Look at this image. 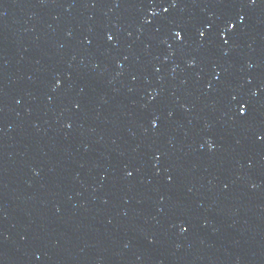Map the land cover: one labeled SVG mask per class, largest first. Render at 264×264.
Instances as JSON below:
<instances>
[{"label": "water", "instance_id": "obj_1", "mask_svg": "<svg viewBox=\"0 0 264 264\" xmlns=\"http://www.w3.org/2000/svg\"><path fill=\"white\" fill-rule=\"evenodd\" d=\"M0 264H264V0H0Z\"/></svg>", "mask_w": 264, "mask_h": 264}, {"label": "snow or ice", "instance_id": "obj_2", "mask_svg": "<svg viewBox=\"0 0 264 264\" xmlns=\"http://www.w3.org/2000/svg\"><path fill=\"white\" fill-rule=\"evenodd\" d=\"M229 26H230V27H235V25H232V24H230ZM176 36L179 37V36H180V32H177V33H176ZM109 39H111V37H109ZM239 111H240L242 114L245 113V107H244V106H241L240 109H239Z\"/></svg>", "mask_w": 264, "mask_h": 264}]
</instances>
